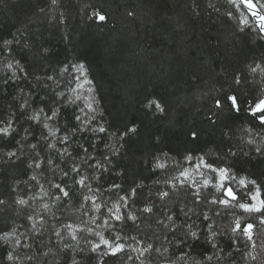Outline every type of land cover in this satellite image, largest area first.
I'll return each instance as SVG.
<instances>
[{
	"label": "trees",
	"instance_id": "1",
	"mask_svg": "<svg viewBox=\"0 0 264 264\" xmlns=\"http://www.w3.org/2000/svg\"><path fill=\"white\" fill-rule=\"evenodd\" d=\"M208 3L209 0H58L56 5H52L51 0H0V47L3 46V39L11 38L10 34H17V30L26 32L35 43L24 52L23 60L35 75L53 73L65 62L83 63L89 78L94 80L96 91L75 100L77 92L72 89L76 88V82L72 81V73L62 78L60 88L66 92L69 101L75 100L81 107L85 106V96L89 100L95 96L97 119L105 127L111 124L107 136L99 134L105 137L107 143L115 142L108 139L112 131L123 130L133 122L138 125V135L129 139L121 157L113 159L110 171L104 173L99 181H91L93 189L98 186L102 189L96 194L100 197L98 203L103 201L111 206L119 195L141 184L134 202L129 201L130 209L139 214L138 209L148 200L149 191L153 193L154 199L156 190L165 187L164 180L178 175L179 170L171 166L173 159L179 160L184 167L188 165L183 156L189 151L194 155L203 154L209 162L217 159V145L221 139L218 130L205 131L198 144L190 143L185 133L193 125L206 127L204 117L211 105L210 97L220 88L221 83L228 88L230 73H246V65L253 58L264 54V41L247 28L244 32L239 31L237 26L243 27L237 18L239 11L233 10L227 0H212L218 12L209 9ZM193 4L198 5V17L191 10ZM92 5L101 7L107 13V23L98 24L89 19ZM40 8L45 11L41 13ZM129 10L135 15L128 16ZM230 10L234 11L231 18L226 15ZM41 46L50 49L47 59L38 51ZM17 51L19 54L20 50ZM5 63L6 57L0 56V77L5 75ZM217 65H223L227 71L222 72V68ZM35 84L36 81L32 79L31 85ZM22 86L27 90L28 83ZM11 92L8 95L0 93V118L16 110V101L13 99L15 89ZM240 92L242 98L251 103L257 97L264 96V83L259 81V77L253 80L249 76L247 82L240 86ZM149 99L160 100L166 106L167 114L152 115L151 110L145 109ZM73 108V104L68 105L69 114ZM101 111L102 118L99 116ZM225 115L232 129V143L239 142L247 151L248 147L244 143L247 137L243 129L253 127L255 122L249 118L246 106H242L238 118L234 113ZM19 126H27V122L21 120ZM88 135L92 136L91 133ZM156 135L161 136L162 142L154 145L152 138ZM241 137L244 139L241 140ZM19 139L17 136L15 140L0 141V157L10 149L16 150V140ZM105 140L99 141L95 148H89V152L97 159L102 160L103 153L110 151L103 146ZM28 141L34 142L32 137ZM80 142L85 143L84 140ZM40 147L43 148V145ZM73 148L69 150L73 151ZM154 153H168L169 168L166 172L150 171ZM28 156L29 150L26 148L21 161H8L6 157L0 159V199L9 202L8 207L0 210V233L16 227L19 233L31 236L27 240L21 236L22 244H31L30 249H16L21 256L27 253L36 258L28 264H70V256L74 253L64 249L66 243L74 246L78 243L79 247L85 249L84 255L87 257L89 245L85 243V237L92 241H98V237L87 232L79 233L77 242L68 235L69 230L64 229V238L60 240L54 235L53 227L60 229L62 224L70 223L75 228L82 226L81 219L90 220L91 216H84L79 209L83 195L91 196L93 193L86 189L78 190L70 201L56 204L46 197L44 202H48L51 207L48 213L43 211L40 199H30L31 207L12 203L17 197L29 199L34 193L40 192L36 182L29 180L33 172L26 167ZM163 159L161 155L162 162ZM77 163H80L79 159ZM227 163L232 165L237 177L255 179L264 197V163L246 156L229 159ZM37 175L48 196H52L56 190L50 188L47 181L59 182L60 171L57 170L55 176L51 171L40 176L37 170ZM155 181L160 183L156 184ZM112 183L120 184L121 188L109 191L108 186ZM234 187L240 191L235 182ZM87 207L90 209V206ZM236 211L237 215L241 214L239 209ZM29 213L45 216L47 225L40 235H31V222L26 219ZM92 215L99 214L93 212ZM209 215L213 213L210 211ZM213 219L216 220V226L225 231L224 237H217L215 241L218 248H212L204 239L189 241L183 249L189 256L181 264H194L196 261L202 264H264V246H261L264 228H260L258 221L249 220L256 224L253 239L257 243L254 253L257 259L251 260L246 255L251 251L250 244L246 246V240L233 244L229 239V236L236 235L227 231L233 218L222 216ZM196 223L204 227L199 220ZM121 227L125 237L135 236L138 240L156 241L157 246L163 236L170 235L155 222V217H141L137 225L129 222L125 226L118 225V228ZM99 231L106 238H111L108 229L100 228ZM180 235L182 233L178 232L177 236ZM171 239L175 243L176 237ZM127 243L134 242L128 240ZM164 243L167 244V241ZM10 250L9 245L0 242V264H9L4 257ZM129 254L133 256L132 260H128L127 255L122 253L118 257H104V264H140L135 259L136 253ZM180 255L178 248L169 245L168 260L175 261ZM206 256H213V259L207 261ZM77 259H80L79 255ZM168 260L153 253L151 264H168ZM86 264H96L95 258L88 259Z\"/></svg>",
	"mask_w": 264,
	"mask_h": 264
},
{
	"label": "snow or ice",
	"instance_id": "2",
	"mask_svg": "<svg viewBox=\"0 0 264 264\" xmlns=\"http://www.w3.org/2000/svg\"><path fill=\"white\" fill-rule=\"evenodd\" d=\"M57 2L58 0H51L52 5H56ZM227 3L233 10H243L239 11V16H237L240 24L243 25V27L237 26L239 31L244 32L247 28L249 31L255 32L259 40L264 41V0H227ZM207 6L209 9L219 11L212 0H209ZM90 7L92 10L89 19L94 23L104 24L109 21V16L101 7L95 5ZM191 10L195 16H200L198 5L193 4ZM39 11L43 13L45 9L40 8ZM244 11L250 15L253 23H250L249 18L244 15ZM61 15L63 14L61 13ZM127 15L134 16L135 13L129 10ZM226 15L231 18L234 16V11L230 10ZM10 36L11 38L2 40L3 46L0 47V56L6 57L5 75L0 77V93L12 94L11 90L15 89L13 99L16 101V110L6 117L0 118V141L15 140L17 136L20 139L16 140V150L10 149L4 152L0 159L6 157L8 161H21L22 156L25 155V149L29 150L26 167L33 172L29 176V180L36 182L40 192L34 193L29 199L17 197L12 201L13 204L31 207L30 199H40L43 202V211L48 213L51 212V207L48 202H44L46 197L56 204L61 201L65 203L70 201L78 190L86 189L87 192L93 193L91 196L83 195L79 209L84 216H91L90 220L81 219L80 225L82 226L75 228L70 223L62 224L60 229L53 227L54 235L60 240L64 238L62 235L64 229L69 230L68 235L77 242L79 233L87 232L99 237L98 241L88 240L85 237V243L89 245L87 257L84 255L85 249L79 247L78 243L76 246L64 244L65 250L74 253L70 256V264H86V261L92 257L95 258L96 264H104V257H118L122 253L127 255L128 260H132L133 256L129 252L136 253L135 259L140 264H151L153 253L168 260L169 245L178 248L181 255L176 257L175 261L168 260V264H181L189 256V253L183 250L189 241L198 242L204 239L211 244L212 248H218L215 241L217 237L223 238L225 231L216 226V220L213 217L220 218L222 216L233 218L227 228V231L236 234L229 236L231 242L237 244L241 240H246V246L250 244L251 247V251L246 255L251 260L257 259L254 254L257 243L253 239L256 224L249 220L251 218L258 221L260 228H264V197H262L257 181L249 180L244 176L237 177L232 165L228 164L227 160H236L241 156H246L264 163V96L257 97L249 103L246 98H242L240 92V86L247 82L249 76L253 80L259 77V81L264 83V54L253 58L246 65V73L239 71L230 73L231 82L228 88L226 89L221 83L220 88L210 97L211 105L204 117L206 127L193 125L185 133L190 143L198 144L205 131L218 130L221 139L217 145V159L209 162L203 154L194 155L189 151L183 156V160L185 164L191 166V172L187 167L182 166L179 160L173 159L171 166L179 170L178 175L165 179L163 182L165 187L156 190L154 199L153 193L149 191L148 200L143 207L138 209L139 214H137L130 209L129 201L134 202L137 190L142 187L141 184H137L129 192L119 195L117 201L109 206L103 201L97 202L100 197L96 194L100 193L102 189L99 186L93 189L91 181H99L104 173L110 171L109 166L113 164V159L121 157L129 139L138 135V125L133 122L130 126L126 125L123 130L112 131L108 139H113L115 142L107 143L105 137L99 134L107 136L111 124L109 123V126L105 127L104 123L97 119L98 109L94 106L95 96H91L90 100L85 96L84 107L75 102V100L81 99V93L78 90L82 89L88 94L96 91L94 80L89 78L85 65L79 62H65L53 73L44 72L42 75H35L29 71V66L23 60L24 52L29 50L30 45L35 41L31 40L26 32H20V30H17V34H10ZM18 49L20 50L19 54ZM38 51L43 58H48L49 48L41 46ZM217 67H221L222 72L227 71L223 65H217ZM69 73L73 74L72 81L76 82V88H73L72 91L77 92V95L73 101H69L66 92L60 88L62 78ZM32 79L36 81L35 85H31ZM25 82L28 83L27 90L22 86ZM85 85L88 87L85 88ZM69 104L74 105L70 114ZM242 106H246L249 118L255 122L253 127L243 129L247 137L244 141L248 147L247 151L239 142L232 143V129L225 115L234 113L238 118L242 112ZM85 107L87 111H85ZM145 109L151 110L152 115L164 116L167 114L166 106L156 99H149ZM99 116L103 117L102 111L99 112ZM21 120L26 121L27 126L20 127ZM21 132L24 134L23 136H21ZM89 133L92 134L91 137H89ZM29 137H32L34 142H29ZM243 139L244 137H241V140ZM81 140H84L85 143H81ZM102 140H105L103 146L109 148L110 151L103 153L101 160L94 157L89 152V148H95L97 143ZM152 141L154 145L161 143V136H154ZM41 145L43 148L40 147ZM73 146L75 147L73 148ZM70 148H73V151H70ZM44 149L48 151H44ZM53 152L55 156H53ZM161 155L164 158L163 162ZM161 155L153 154L150 164V171L153 173L166 172L169 168L168 153ZM77 159L80 163H77ZM37 170H39L40 176L49 171L55 176L56 171H60L59 182L47 181L50 188L56 190L52 196H48L44 184L40 183ZM193 173L201 179L197 180ZM234 182L239 186L240 191L234 187ZM155 183L159 184L160 181H155ZM120 188L121 185L118 183L108 186L109 191ZM8 206L7 200L0 199V210ZM87 206H90V209ZM237 209L240 210V215H237ZM210 211L213 213L212 216L209 215ZM93 212L99 215H92ZM51 214L55 217L54 212ZM141 217H155V222L170 235L163 236L159 246L156 241L138 240L135 236L125 237L122 235V227L118 228V225L125 226L129 222L132 225H137ZM26 219L31 222V235H40L47 225L45 216L39 213H29ZM56 219L59 222V218L56 217ZM197 220L204 225L203 228L196 223ZM97 228L108 229L111 238H106L101 231L96 230ZM178 232L182 235L177 236ZM18 233L19 229L16 227H13L9 232L0 233V242L9 245L12 249L7 252L4 259L9 264H28L36 258L27 253L21 256L16 249L20 247L30 249L31 244H22L21 236H25L26 240L31 236ZM171 237H176L175 243ZM128 240L134 243H127ZM164 241H167V244ZM134 245H139V247ZM261 246H264V241ZM77 255L80 256V259H77ZM205 259L211 261L213 256H206ZM194 264H202V262L196 261Z\"/></svg>",
	"mask_w": 264,
	"mask_h": 264
},
{
	"label": "rangeland",
	"instance_id": "3",
	"mask_svg": "<svg viewBox=\"0 0 264 264\" xmlns=\"http://www.w3.org/2000/svg\"><path fill=\"white\" fill-rule=\"evenodd\" d=\"M239 11H243V10H239ZM244 15L247 16V17L249 18V20H250V23H252L250 17L248 16V14H247L245 11H244ZM84 87L87 88L88 86L85 85ZM78 91L81 93V96H84L85 94H87V93L84 92L82 89H80V90H78ZM187 168L189 169L190 172L192 171L191 166L188 165ZM193 175H194V177H195L197 180L201 179L198 175H195L194 173H193ZM206 175H207V173H206ZM92 226H93V225H92ZM93 227H94V226H93ZM96 230L99 231L100 228H97ZM98 238H99V237H98Z\"/></svg>",
	"mask_w": 264,
	"mask_h": 264
}]
</instances>
